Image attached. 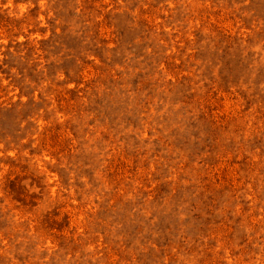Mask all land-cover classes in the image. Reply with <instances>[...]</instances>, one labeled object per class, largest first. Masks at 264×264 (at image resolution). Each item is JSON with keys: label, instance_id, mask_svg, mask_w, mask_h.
<instances>
[{"label": "rangeland", "instance_id": "374dc122", "mask_svg": "<svg viewBox=\"0 0 264 264\" xmlns=\"http://www.w3.org/2000/svg\"><path fill=\"white\" fill-rule=\"evenodd\" d=\"M0 264H264V0H0Z\"/></svg>", "mask_w": 264, "mask_h": 264}]
</instances>
